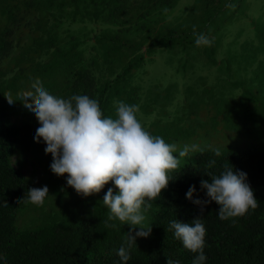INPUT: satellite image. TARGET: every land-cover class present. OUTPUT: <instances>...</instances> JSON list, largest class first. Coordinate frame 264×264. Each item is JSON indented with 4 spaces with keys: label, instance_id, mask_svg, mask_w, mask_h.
<instances>
[{
    "label": "trees",
    "instance_id": "1",
    "mask_svg": "<svg viewBox=\"0 0 264 264\" xmlns=\"http://www.w3.org/2000/svg\"><path fill=\"white\" fill-rule=\"evenodd\" d=\"M181 1L0 0V264H123L117 253L131 231L108 221L102 200L111 182L82 197L67 175L52 172L43 206L27 202L37 187L13 158L40 125L5 95L19 100L36 79L58 97L97 99L105 117L116 118L118 102L138 105L145 130L185 153L145 213L151 234L137 238L127 264H193L197 254L175 238L171 223L198 217L206 228L204 264H264V15L251 18L249 0H190L177 13ZM240 22L253 37L242 39ZM194 26L210 45H196ZM158 54L174 74L166 85H148L147 66ZM225 164L247 174L258 207L221 220L218 204L202 212L186 193L194 185L193 199L206 200L201 181L211 182ZM32 208L39 218L24 226Z\"/></svg>",
    "mask_w": 264,
    "mask_h": 264
},
{
    "label": "clouds",
    "instance_id": "2",
    "mask_svg": "<svg viewBox=\"0 0 264 264\" xmlns=\"http://www.w3.org/2000/svg\"><path fill=\"white\" fill-rule=\"evenodd\" d=\"M226 7L234 5L226 4ZM193 32L198 47L210 45L206 35L196 34L195 26ZM18 95L19 100H13L10 94L5 97L10 105L21 102L37 118L40 126L36 129L35 141L46 144L45 152L53 158L50 168L55 175H67V185L82 197L100 193L110 182L114 184L102 202L108 209V221L131 226L127 248L122 246L117 253L123 264H127L129 249L137 244V238L151 234V226L144 223L145 213L168 187L173 179L170 173L178 170L185 153L145 130L137 119L138 105L118 102L116 118L105 117L97 99L88 95L67 99L52 95L39 79L32 82L30 90ZM215 155H221L220 151L216 150ZM201 189L206 190V200L193 199L194 185L186 198L201 206L202 212L206 205L215 202L219 205L221 220L242 217L258 207L247 174L227 164L220 175L211 176V182L202 180ZM48 195L47 186L30 188L27 202L43 206ZM106 225L116 226L107 222ZM171 228L184 248L197 254L193 264H204L206 228L200 217L191 223L172 221ZM167 264L179 262L168 259Z\"/></svg>",
    "mask_w": 264,
    "mask_h": 264
},
{
    "label": "rangeland",
    "instance_id": "3",
    "mask_svg": "<svg viewBox=\"0 0 264 264\" xmlns=\"http://www.w3.org/2000/svg\"><path fill=\"white\" fill-rule=\"evenodd\" d=\"M249 2L251 4L250 5L251 6L250 14L252 16L251 18H260L261 16L264 15V0H249ZM190 5H191L190 0H182L176 9V12L177 13L183 12ZM241 25L247 27V22H242ZM234 28H232L233 31L232 35L236 34L238 30L237 28L235 29ZM243 35H244V38H242L243 40L249 37H253V34H251V31L248 27L244 31ZM5 65L6 62H2L1 66H5ZM147 71H148V75H146L145 81L148 85L149 84L166 85L170 82L169 80L171 76L173 77L174 74L173 69L166 65V55L164 54H158L155 57V61L147 66ZM175 77L177 78L176 75ZM18 150H19L18 154H16V156H14L13 158L14 166L16 168L21 169L22 173L27 178H29L36 185L37 188H42L44 186H47L49 189V195H51L50 187H49L50 186L49 178L51 177L52 174L50 168L51 165L49 158L50 154H46L45 148L42 147V145L40 143H37L36 141L26 142L22 144ZM33 208L23 215L22 224L24 226L30 225L35 218L36 219L39 218L40 214L38 212V209L35 210Z\"/></svg>",
    "mask_w": 264,
    "mask_h": 264
}]
</instances>
